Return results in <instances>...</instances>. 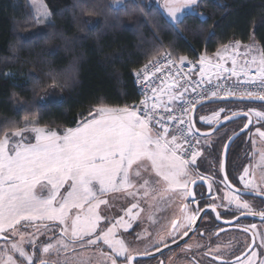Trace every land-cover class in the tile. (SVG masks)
I'll list each match as a JSON object with an SVG mask.
<instances>
[{
	"label": "snow or ice",
	"instance_id": "obj_1",
	"mask_svg": "<svg viewBox=\"0 0 264 264\" xmlns=\"http://www.w3.org/2000/svg\"><path fill=\"white\" fill-rule=\"evenodd\" d=\"M114 3L123 7L121 0H114ZM197 4L198 0H163V9L174 24H179L183 22L181 16L186 10ZM30 7L37 23L50 22L51 13L43 0H30ZM42 38L35 37L37 40ZM241 56L244 59L239 63L237 58ZM215 59L214 63L207 53L200 55V81L191 91L196 93L201 85L212 84L209 73L217 79L228 73L226 79L236 77V80L227 87L218 84L212 89L205 88L195 99H185L188 88L180 85L179 78L188 80L190 77L180 68L175 73L169 70L160 85L153 83L152 78L166 68L183 65L186 61L192 63L187 56L173 58L172 53L165 50L134 72L138 82L150 89L139 105L111 106L101 102L93 106L86 117L78 119L75 127H66L62 131L40 125L35 120L28 121L27 117L23 126L0 131V239L18 238L0 248V264H118L121 259L123 264H140L138 257L153 255L147 248L142 253L131 250L117 235L118 228H131V221L143 211L139 202L132 203L124 210V215L106 228L101 227L106 218L100 209L109 205L108 197L114 193H123L137 201L164 200L177 190H182L185 198L194 197L190 185H194L196 179L191 178L189 166H195L202 153L197 149L185 158L184 153L188 150L183 146L199 132L192 116L196 105L213 98H237L264 104V47L255 43L254 37L251 44L237 40L221 45ZM226 59L231 60V68L225 67ZM51 87H56L55 80ZM178 88L182 90L176 91ZM49 99L41 97V106H47ZM177 100L183 101L180 115L173 114L172 105ZM161 110L168 115L161 116ZM223 112L225 109L221 108L202 119L208 124L219 125ZM240 115L248 117V124L253 123V116L257 122L264 121V111L252 108L245 113L225 114L223 120L231 121ZM172 122L184 127L173 130ZM256 132L260 142L264 143V131L258 128ZM25 133L34 136L30 140ZM203 135L208 138L210 133ZM199 143L197 139L196 144ZM252 144L253 163L244 167L238 177L242 189L234 188L225 172L223 182L232 189L225 199L229 206L241 210V214L264 219V210L256 211L242 199L245 194L264 199V148H256V140ZM227 147L225 145V149ZM257 170L260 172L259 183L255 178ZM200 179L204 177L200 176ZM208 189L211 192V183ZM194 202L197 207L192 211L187 204L183 206V223L172 221L168 238L173 243H178L177 237L183 239L190 231H195L202 209L199 202ZM208 207L216 212V204ZM134 209L138 211L134 212ZM216 217L220 218L219 212ZM52 228L59 230L57 239L38 247L39 237ZM250 229L255 237V224L244 227L243 231ZM25 244L30 245L31 251L24 247ZM156 245L169 247L164 236H160ZM192 247L185 245V250L190 251ZM155 251L160 252L161 248L156 246ZM219 251V246L209 247L205 255ZM49 256L56 258L48 259ZM213 259L220 264H241L239 256L232 262L225 261L220 255H213ZM193 264H198L195 258ZM243 264H264V260H260L257 251L250 247L244 254Z\"/></svg>",
	"mask_w": 264,
	"mask_h": 264
},
{
	"label": "trees",
	"instance_id": "obj_2",
	"mask_svg": "<svg viewBox=\"0 0 264 264\" xmlns=\"http://www.w3.org/2000/svg\"><path fill=\"white\" fill-rule=\"evenodd\" d=\"M28 1L0 0V131L23 126L25 117L62 131L101 102L135 105L134 72L164 50L198 62L237 40L250 44L254 37L264 47V0H202L195 14L174 25L154 0H121L117 8L114 0H43L51 13L44 24ZM41 97L50 98L47 106ZM203 109L196 117L201 132L211 130L198 121Z\"/></svg>",
	"mask_w": 264,
	"mask_h": 264
},
{
	"label": "flooded vegetation",
	"instance_id": "obj_3",
	"mask_svg": "<svg viewBox=\"0 0 264 264\" xmlns=\"http://www.w3.org/2000/svg\"><path fill=\"white\" fill-rule=\"evenodd\" d=\"M251 108L258 111L264 110L263 106H251ZM247 122L248 121L241 122L240 124L242 127L236 128V131L238 130L239 132L242 130L245 125H247ZM260 126L264 127V121H261ZM253 128L254 126L251 129ZM253 131L250 132L249 135L240 138V141L237 140L238 142L242 140L244 147L235 150L231 149L229 152L225 172L227 173L228 181L234 188L242 189L243 186L239 183L238 177L242 174L244 167L253 163L251 156L253 148L250 138ZM234 135L235 134H232L225 138V142L218 138L214 146L211 147L212 149L206 152L203 151L202 156L198 157L196 160L194 175L196 176V182H202V184L194 189V201L199 202V206L202 209L200 216L202 213L203 216L200 221L195 224V231H190L188 237H184L183 239L177 237L178 243L183 241L184 243L171 251L162 253L156 258L146 260L141 257H150L164 250L162 245H156V241L159 240L160 236L166 238L169 247L175 244L172 242L171 238H168L171 225H169L163 233L161 231L162 223H155L152 226L149 225L151 227L147 229L137 224L127 230L121 228V230L118 231V236L125 240L131 250L142 253L145 248H147L149 252L153 253V255L150 256L138 257L140 264H161V261H163V264H193V258H195L198 264H220V261L213 259V255L223 256L224 260L229 262L235 261L236 257L239 256L241 257V264H243L244 254L248 252L250 247L257 251L260 260H264V219H261L258 215L241 214V210L236 209L235 206H229L228 201L225 199L226 194L232 189H229L223 182L225 174H223V167L221 166L222 154L227 144L226 142ZM215 136H217V134ZM247 144L249 147H246ZM217 145L223 147L221 152L213 150L220 148L217 147ZM200 176H203L204 179L201 180ZM255 178L257 183H259V170L256 171ZM209 183L212 184L211 192H209L208 189ZM191 186L192 185H190V188ZM190 199L191 197H187L189 211H192L197 207V204L191 202ZM242 199L248 201L256 211L264 210V199L260 197L245 194ZM213 203L217 205L216 212L220 214L219 219L216 217V212H213L211 208L208 207V205ZM176 221L183 223L184 216L182 219ZM253 224L256 225L255 237L251 229L248 232L243 231L244 227L250 228ZM220 229L224 230L220 231ZM57 237L58 235L54 236V239L51 241L54 242ZM253 239L255 241L254 243ZM48 241H50L49 237L44 238L43 235H41L37 240V246L39 247ZM1 242H3L2 239H0V243ZM197 244L201 245V247H196ZM185 245H192L193 247L190 251H186ZM156 246L161 248L160 252L155 251ZM217 246L220 247L219 252L213 253V255H205L209 247L216 248ZM24 247L31 251L30 245L25 244ZM104 250L108 251L107 247H105ZM36 255L39 256L40 253L37 252ZM55 258L54 256L48 257V259ZM118 264H123L122 259L118 260Z\"/></svg>",
	"mask_w": 264,
	"mask_h": 264
},
{
	"label": "rangeland",
	"instance_id": "obj_4",
	"mask_svg": "<svg viewBox=\"0 0 264 264\" xmlns=\"http://www.w3.org/2000/svg\"><path fill=\"white\" fill-rule=\"evenodd\" d=\"M201 1L202 0H198V4ZM154 2L156 4V6L161 10L164 17L166 19H168V21L174 25V22L167 16L165 10L163 9V0H154ZM28 3L30 5V0L28 1ZM197 5L193 6V8L191 10H186L185 14L181 16V20H183V18H185L187 15L195 14L196 13L195 9L197 8ZM113 6H114V8H117L119 5L114 4ZM32 11L34 14L33 8H32ZM46 23H48V22H46ZM221 108L225 109V112L222 113L223 116H220V119L221 118L223 119L225 114L231 115V113L233 111H235V112L237 110L240 111L239 110L240 108H238L236 106L234 107V106H230V105H224V106L214 105L212 107H207V108L203 109L204 112L198 118V121L200 122V121L204 120V119H202V117H210L214 111H219ZM247 108H249V107H247ZM242 112L243 111H240V113H242ZM252 118L253 119L255 118V119H254V125H253L254 131H253L252 136L250 137L251 142L253 140H256L257 141L256 148H264V143L260 142V138L256 132V130L258 128L261 131H264V127L260 126L261 121L257 122L256 121L257 119L255 116H253ZM203 125L212 129L215 124L214 123L208 124L204 120ZM239 127L241 128L242 125L241 124L236 125V127L232 128L231 130L225 131V134L214 136L213 138L207 139L204 141L202 140L200 142L201 146H200L199 151H201V153H203V150L206 146L207 147L214 146V144L216 143L215 141H217L218 138L221 139L222 141H224L225 138L229 137L232 134H235L236 128H239ZM24 135L30 140L34 136V134H32V133H25ZM217 147H220V146L217 145ZM252 148H253V144H252ZM219 151H221L220 148H219ZM194 171H195L194 166L189 167V172L191 174V178L196 177L194 175ZM108 199H109V205L101 206V209H100L101 215L106 218L101 223L102 228H106L107 226H110L111 222H114L121 215H124V210L131 207L132 203L139 202L140 208L143 209V211L139 213L138 218L134 221H131L132 227L136 226L138 224V225L147 229V228L151 227L152 225H154L155 223H157V224L162 223L161 224L162 233L165 231V229H167L169 227V225L172 224V221L179 220V219L183 218L184 212L182 211V209H183V206L185 204L188 205V209H189V202H188L187 198L183 197L182 190H177L176 192L170 193L168 195V197L164 200H155L154 201V200L149 199L148 201H144V200L137 201L136 199H133L132 197H128L123 193H114V194L110 195L108 197ZM133 211L136 212L138 210L134 209ZM125 219L127 220L128 217L125 216ZM149 225H151V226H149ZM120 230H121V228L117 229V235L119 234L118 231H120ZM27 231H31V229H28ZM145 231H147V230H145ZM56 235H59V230L56 228H52V230L48 231L46 234H44L43 237L44 238L49 237L50 240H52V239H54V236H56ZM15 239H18V238L17 237H11L9 241H5L2 239L3 242L0 243V248H2L6 243H10L11 240H15ZM101 247L105 248L106 246L101 245Z\"/></svg>",
	"mask_w": 264,
	"mask_h": 264
},
{
	"label": "built area",
	"instance_id": "obj_5",
	"mask_svg": "<svg viewBox=\"0 0 264 264\" xmlns=\"http://www.w3.org/2000/svg\"><path fill=\"white\" fill-rule=\"evenodd\" d=\"M173 58H175V57L173 56ZM193 65H195V67H193ZM177 68H180L182 70V72L189 73V77L190 78L188 80H185L184 78H179L180 85H182L183 87H187L188 88V92L185 93V99H190V100L191 99H195V97L198 94H200L203 89H205V88L212 89L215 85H218V84H225L226 87L230 86L236 80L235 77H232L231 79H226V77L228 75H223L224 78L214 79V80H212L213 81L212 84H203V85H201L200 88L197 89L196 93H193L191 91L192 87H195V85L197 83H199V81H200V75H199V73H200V65H199L198 62H193L192 61V63L189 64L186 61L183 65H176L174 67H171L170 69L166 68L164 70V72L157 73L156 76L152 78L153 83L156 84V85H160V82H161V80L164 79L165 74L169 70H171L173 73H175ZM134 78H135V80H134L135 88H136V90L138 92V97H139L138 101L140 102L144 98V94L145 93H150V89L148 88V86L146 84H140L138 82L137 78L135 77V75H134ZM180 90H182V88H180ZM213 99H217V98H213ZM205 101H209V100H205ZM205 101H203V102H205ZM139 102L137 104H135V105H139ZM182 105H183V101H181V100L175 101L174 104L172 105V107L174 109V113L173 114L180 115ZM198 105H200V104H197L196 106H198ZM160 115L166 117L168 114L165 113L163 110H161L160 111ZM170 127L173 128V130H175L178 127L182 128L184 126L183 125H176L175 122H172ZM197 139H199L200 142H201V139L196 134H194V136L190 138V142L188 144H184V146H183L184 149L188 150V151H186L184 153L185 158L189 157L191 151H195L197 149L198 150L200 149L201 144L200 143L196 144V140ZM189 167H191V165Z\"/></svg>",
	"mask_w": 264,
	"mask_h": 264
},
{
	"label": "water",
	"instance_id": "obj_6",
	"mask_svg": "<svg viewBox=\"0 0 264 264\" xmlns=\"http://www.w3.org/2000/svg\"><path fill=\"white\" fill-rule=\"evenodd\" d=\"M224 104H230V105L238 104V105H242V106L250 105V106H255V107H258V106H263L264 107V104H261L259 101L240 100V99H237V98L212 99V100H209V101H205V102L201 103L200 105L196 106L194 112L192 113L195 127L197 129H199L198 125H197L196 117H197V114L201 111L202 108L212 107L214 105L221 106V105H224ZM252 120H253V123L248 124V122H247V127H244L242 130L237 132V134L232 136L231 139H229L226 142L227 143L226 145L228 147H227V149L224 148V150H223V154H222L223 158H222V164H221V166L223 167V174H225L226 162H227L230 150L237 143V140H239L240 138L244 137L245 135H248V133L251 131V128L254 125V119L252 118ZM241 121H248V117L244 116V115H240V116L234 117L233 120H231V121L222 120L219 125H216L210 131H202L201 132L199 130V132H197L195 134L201 140L202 139H211L216 134H218L221 130H223L226 126L231 125V124H236V122H241ZM204 133H210V136L208 138H205V136L203 135ZM201 184H202V182H196L194 185L191 186L190 190L194 193V191H195L194 189L197 186H200ZM194 200H195V198L191 197L190 201L194 202ZM202 216H203V213L201 214L200 219H201ZM200 219L196 222V224L200 221ZM182 243H184V241L183 242H179V243H175V244H173V246H170L168 248H164V250H162L159 254H155V255L150 256V257H141V258L142 259H146V260H149L150 258H156L157 256H160L164 252L171 251L174 248L179 247Z\"/></svg>",
	"mask_w": 264,
	"mask_h": 264
},
{
	"label": "crops",
	"instance_id": "obj_7",
	"mask_svg": "<svg viewBox=\"0 0 264 264\" xmlns=\"http://www.w3.org/2000/svg\"><path fill=\"white\" fill-rule=\"evenodd\" d=\"M250 44H251V43H250ZM240 51L243 52L244 49L241 48ZM229 54H230V53H229ZM210 57H213V62L215 63V62H216L215 55H214V56H210ZM237 59H238V62H239V63H242L244 57L241 56V57H238ZM224 64H225V67H226V68H231V67H232L231 60H230V59H226V61H224ZM253 71H254V69H253ZM213 72H214V70H213ZM209 74L212 75V80L217 79L216 76H215L214 74H212V73H209ZM223 75H229V74H228V73H224ZM235 78H236V77H235ZM175 90H176V91H180V88L175 89ZM239 112H240V111H239ZM242 113H243V112H242ZM221 116H223L222 113H221ZM254 119H255V118H254ZM222 120H223V119L221 118L220 121H222ZM256 121H257V120H256ZM203 122H204V120L200 121V124L203 125ZM214 124H215V125H214L213 127H215V126L217 125L216 123H214ZM203 126H205V125H203ZM205 127H207V126H205ZM212 129H213V128H212ZM206 148H207V146H206Z\"/></svg>",
	"mask_w": 264,
	"mask_h": 264
}]
</instances>
